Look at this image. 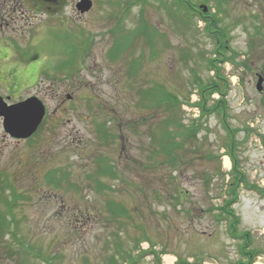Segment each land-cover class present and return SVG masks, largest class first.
I'll return each mask as SVG.
<instances>
[{"label": "rangeland", "instance_id": "1", "mask_svg": "<svg viewBox=\"0 0 264 264\" xmlns=\"http://www.w3.org/2000/svg\"><path fill=\"white\" fill-rule=\"evenodd\" d=\"M39 1L19 3L15 21L0 30L28 49L13 52L15 40L6 44L8 58L0 49L1 78L21 69L9 71L0 95L7 102L35 96L46 109L26 146L7 140L0 119V264H131L124 252L132 264H155L153 255L160 264H169L165 256L171 264L247 263L221 211L232 143L254 188L241 185L232 208L239 232L249 234L252 264H264V82L256 91L257 77L264 79V0H92L81 14L79 0H58L48 12L35 6ZM143 17L160 32L153 54L138 30ZM214 30L223 35L219 56ZM126 39L131 43L118 53ZM131 58L141 63L134 78L126 73ZM214 67L227 82L232 137L221 116L202 117L194 107L198 89L217 77ZM26 70L32 76L24 80ZM151 87H163L178 103L139 104L140 89ZM168 118L184 126L198 121L197 138L175 153L174 164L153 143L160 163L152 168L150 130L162 137ZM97 128L113 137L102 142ZM108 164L117 177L101 175ZM108 201L127 214L115 221ZM145 239L153 255H144Z\"/></svg>", "mask_w": 264, "mask_h": 264}, {"label": "trees", "instance_id": "2", "mask_svg": "<svg viewBox=\"0 0 264 264\" xmlns=\"http://www.w3.org/2000/svg\"><path fill=\"white\" fill-rule=\"evenodd\" d=\"M144 2L148 1V0H143ZM160 5L161 3H163L162 1H159ZM178 7V13L181 10L182 12H184V18L189 21V15H188V11L185 9V7L181 8L180 5L177 6ZM180 7V8H179ZM167 8V7H166ZM165 8V9H166ZM169 9V8H168ZM167 10V9H166ZM180 14V13H179ZM202 18L204 16H201ZM213 20H211L210 22H212ZM209 22V24H210ZM139 25L141 26L138 30L142 32L143 36H145L146 38V42L147 45L151 51V53L153 54V47L156 44V38L158 37V35H160V32H158V28L156 30V28L154 26H150L148 25V23L145 21L144 17L141 18L139 20ZM211 33L216 37V41L217 45H215V53H217V55H220L219 49H220V45H218V41L219 39L222 38V34L219 33L217 30L211 31ZM219 37H218V36ZM124 43L125 45H129L131 43V41L129 39H126L125 41H123L122 43H120L119 41V45L121 46L119 49V51L117 50L118 53L122 52L121 48L124 47ZM114 56V55H113ZM130 60H135L132 63L130 62L128 64V68H127V76L129 78H134L140 71L139 68H141V63L137 60L136 58H131ZM210 62H213L212 64H215L216 60H209V62L207 64H209ZM215 68V67H214ZM211 67L210 65H207V71H210ZM215 72H217V77H216V73H215V79L210 80L209 82L206 83V85L200 87L198 89L197 95H198V100L195 102L194 107H196L199 111L200 116H204V115H208L211 113H216L219 116H221L222 118V123L224 125V128L227 130V125H226V113H225V108H226V101L224 100V93L223 91L226 90V86H227V82L226 80L222 77V76H218L219 73V69L215 68ZM32 75H30L31 77ZM223 90V91H222ZM214 93H217L219 95V98L216 100H212L211 97ZM139 97H140V102L139 104H143L145 102L146 107L148 108L151 104V106L148 108H152L153 106L158 108L162 103L161 102H166V103H170L171 107L178 103L175 99V96L170 93L167 92L163 87L159 88V90H157L156 88H148V89H140L139 91ZM142 101V102H141ZM171 109V108H170ZM169 109V110H170ZM223 112V115H222ZM177 119V118H176ZM178 121V119H177ZM174 119L168 118L165 119L163 121V125H164V134L162 137L155 139V135L154 132L152 131V129L150 130V136L151 141L150 143H152L151 147V151H150V156H149V160L151 161L150 164L152 165V168H155L157 166V164H159L160 162L158 161V150L154 147L156 143L157 145H161V151L164 153V155H162V159H169V162L171 164H174L175 161L178 159V155H176L175 153L178 152L179 150H181V148L183 149V145L187 142H190L192 140H196L197 138V129H199V125H198V121L195 123H192L190 126H184L182 123L177 122ZM169 125H172L173 127H175L174 130H172ZM228 131V136L232 137L230 130ZM97 132H98V137L103 139V142L107 143L108 142V138L113 137V135H111L108 130H105L104 128H97ZM178 135V137H180V141L176 142V138L175 136ZM232 141V138H231ZM186 143V144H187ZM234 148L235 145H233V143L230 145V152H229V156L231 158V169L229 172V175L231 176L230 178H228V182L225 185L226 191L225 194L227 196L226 200L223 203V206L221 207V211L223 213V215L225 216V219L227 220L226 224H227V228H228V232L229 235L238 239L240 238L242 240V243L240 245V250H239V255L241 257H245L247 260V263L245 264H252L253 263V257L254 254H252L253 249H249L251 251L247 252L246 249L248 247H250L251 243L249 240V234L246 232L240 233L238 230V225L240 223V218L235 214L232 205L234 203H236L239 199V187L241 185L245 186L246 188H250V189H254L252 186H248L247 182L245 181V176H243V174L239 171L238 168V161L236 160V157L234 155ZM161 157V155H159ZM162 164V163H161ZM157 168V167H156ZM103 171V174L101 175H105V176H111V177H116L117 174L116 172L113 170V168L111 167L110 164L106 165L104 169H101ZM109 189H111L110 187H108ZM259 190V189H258ZM110 191V190H109ZM262 192V190H260ZM15 195V193H14ZM112 202V203H111ZM108 209L111 212L112 218H114L115 221H118V219L122 218L123 215L127 214V211L125 210V207L121 204H118L114 201H108ZM121 224V223H120ZM142 242H148L150 245V249L148 250V252L145 250L144 255H146L147 253H153L152 251V247H154V245L152 244V242L148 241L147 239L145 240H141ZM123 253V251H122ZM142 253V252H141ZM167 253L166 251L162 252L161 254H165ZM168 254V253H167ZM122 255V254H121ZM153 255V254H152ZM124 256L126 261L130 262L132 264L133 259H131L130 254H128L127 252H124ZM154 258V263L155 264H160V255H153ZM177 264H189L186 261H178L177 259ZM196 264V263H195Z\"/></svg>", "mask_w": 264, "mask_h": 264}, {"label": "water", "instance_id": "3", "mask_svg": "<svg viewBox=\"0 0 264 264\" xmlns=\"http://www.w3.org/2000/svg\"><path fill=\"white\" fill-rule=\"evenodd\" d=\"M90 0H81L76 4L80 13H86L91 8ZM206 12L205 7H200ZM264 79L258 76L256 90L262 91ZM44 115V107L36 98H29L18 104L7 106L0 98V117L4 131L16 139H26L32 135Z\"/></svg>", "mask_w": 264, "mask_h": 264}, {"label": "flooded vegetation", "instance_id": "4", "mask_svg": "<svg viewBox=\"0 0 264 264\" xmlns=\"http://www.w3.org/2000/svg\"><path fill=\"white\" fill-rule=\"evenodd\" d=\"M25 1H27V0H0V30H1V28L3 27V26H9L11 23H13L14 21H15V17L14 16H11V13L13 12H16V10H17V7H19L20 5H19V3H22V2H25ZM40 3H35V6H40L41 7V9L43 10V9H45V12H46V10H47V12L49 11V9L51 8V9H53V8H55V7H53L54 5H57V2H58V0H41V1H39ZM49 4H51L52 6H49ZM75 9H76V7H75ZM13 40H15L14 38H12V37H8V36H5L4 34H2L1 32H0V49H3L4 51H5V55H1V56H4V58H8V57H6V56H9V51L7 50V49H5V47H6V44L7 43H13ZM17 43H18V47L17 48H14L13 47V52L14 51H18V50H20V51H22V54H23V52H26L28 49H26V48H24V49H22L23 47H25L24 45H25V43L24 42H22V41H17V40H15ZM31 46H32V43H31ZM30 50V49H29ZM19 53H16V54H14V55H18ZM26 53H24V55H25ZM19 57H21L20 56V54L18 55ZM19 67V66H18ZM2 67L0 66V69H1ZM4 68V67H3ZM25 68L26 69H28L27 68V65L25 64ZM13 70H15V72H14V75H16V70L17 71H21V69H17V68H15V69H8L7 70V75H5L4 77H2L1 78V75H0V83L1 82H5V80L6 79H8V78H10L11 77V73L9 72V71H13ZM31 72V71H30ZM30 72H27V70H26V72H24V71H22L21 73H20V77L21 78H23V75H24V77H25V79L24 80H26L27 78H29L30 76H27V74L28 73H30ZM1 96V95H0ZM4 97V96H3ZM31 97V96H30ZM26 98H28V97H26ZM26 98H22V99H18V100H16L15 102H7L8 104H13V103H16V102H20V101H23V100H25ZM4 99L6 100H8L9 99V97H7V96H5L4 97ZM40 100V99H39ZM41 101V100H40ZM42 102V101H41ZM43 103V102H42ZM44 104V103H43ZM45 117V116H44ZM44 117H43V119H42V121L40 122V125L38 126V128H37V130H36V132H38V130H39V127H41L42 125H43V123H44ZM36 134V133H35ZM34 135H32L31 137H29V138H27V139H15V138H11V137H9L8 135H7V140L10 142H13V144L14 145H17V144H22V145H24V146H26V145H28L29 143H30V139L33 137ZM6 138V137H5ZM2 149H1V147H0V158H1V153H2V151H1ZM11 157H13V158H15V154H11L10 155V158ZM0 176H1V171H0Z\"/></svg>", "mask_w": 264, "mask_h": 264}, {"label": "bare ground", "instance_id": "5", "mask_svg": "<svg viewBox=\"0 0 264 264\" xmlns=\"http://www.w3.org/2000/svg\"><path fill=\"white\" fill-rule=\"evenodd\" d=\"M229 166V161L227 158H225V167ZM166 260L167 263L171 264L172 260L174 259L172 256H165L164 258ZM254 264H262L261 262H256Z\"/></svg>", "mask_w": 264, "mask_h": 264}]
</instances>
